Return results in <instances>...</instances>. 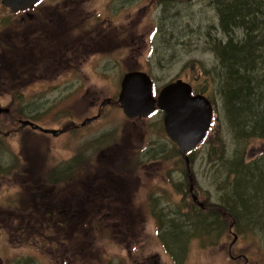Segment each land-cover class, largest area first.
Here are the masks:
<instances>
[{"label":"flooded vegetation","instance_id":"1","mask_svg":"<svg viewBox=\"0 0 264 264\" xmlns=\"http://www.w3.org/2000/svg\"><path fill=\"white\" fill-rule=\"evenodd\" d=\"M14 1L16 8L1 0V5L6 10V18L0 17V107L7 109L0 114V120H6L8 129L3 134L6 139L14 136L11 138L17 144V139L19 144L30 140L35 142L40 138L47 141L66 134L71 130L69 127L77 128L78 122L68 121L70 118L81 121L74 117L77 111L70 114L64 122L60 115V104L63 91L66 96L77 95L78 81L82 79L80 76L86 79V74L79 72L80 65H91L92 71L95 65L103 64L106 66V72L100 74L103 78L108 76L107 68L110 63L124 65L120 68L118 76L119 88L100 103V107L106 99V104L114 103L115 98L117 109L121 112L118 94L120 81L125 74L133 71L144 72L153 82L147 65L151 64L153 58L158 61L159 38L160 34L163 37L165 35V23L164 26L161 22L158 25L157 15L155 18L150 15L149 19L145 18L146 21L144 17L148 16L149 9L156 13L157 6L165 7L169 0H141L140 5L135 3L136 0H102L100 8L94 6L96 0ZM168 24L169 21L167 30ZM143 26H146L147 30L144 38L141 31ZM1 95H5L6 99ZM91 99H94V96ZM97 102L90 100L89 107L95 108ZM75 108L77 109V104ZM156 113H161L160 123L165 136L161 140L166 145L170 141L171 149L175 151V143L170 140L163 126L162 111L156 109L147 117H125L131 121L142 122ZM100 115L101 113L97 112L96 116L87 118L98 119ZM96 119L84 125L82 121L80 126L89 127ZM24 121L28 123L22 126ZM43 129L61 130V133L54 136ZM134 136L133 126L125 129L122 134V138L129 145L128 148H134L131 155L125 152L113 155L110 150L121 146L118 142H111L105 149L106 153L97 155L101 162H107L103 172L93 163L89 170L86 169L88 173L82 172V177L78 170L74 171L71 166L62 164L58 171H55L54 177L47 178L48 181H45V178L38 181L36 172L41 171L42 164L34 161L45 159H40L34 154H24L21 150L16 153L12 149L13 152H6L9 155L0 153V189H8L7 182L11 181L15 173L22 176L20 186L24 194L19 203L0 201V223L16 226L15 232L10 233V238H23L27 245L30 244L29 247L38 249L44 246V243L52 244L48 250L51 252L52 247L55 248L57 255H60L61 264H93V258L99 254H110L107 251L112 244L114 247L120 246L123 252L135 254L137 264H167L168 261V264H188L186 242L175 248V243L160 231L157 210L170 206H158L147 198L137 201L133 187L138 182L135 177L140 170L137 167H116L124 158H132L142 165L144 158L155 159L157 162L167 160L164 148L157 147L158 140L150 141L152 134L148 140L144 134L139 146L133 143ZM113 145L117 147L113 148ZM9 149L11 150L10 147ZM7 157H13L15 161L21 160L22 164L20 167L5 164ZM191 158L192 154L190 165ZM27 161H33V164L25 165ZM148 165L143 169L150 171ZM24 174L29 175V181L26 182ZM183 174L184 189L180 188L183 197L181 200L188 209L185 218L190 220L192 212L189 209L195 206L203 208L205 203L200 201L194 192L192 169L185 167ZM162 178L168 185H173L169 171L164 172ZM158 204L162 205V202ZM134 207L151 210V219L154 221L151 237L158 243L161 253H165L167 262L161 259L158 250L149 246L150 236L143 234L147 219L135 216L131 211ZM14 208L18 219L15 217ZM1 209L5 212H1ZM1 215L5 216L4 221L7 224L2 223ZM178 215L181 217L184 214ZM22 226L27 232H18ZM34 232H42V235L38 236ZM184 235L190 236L188 233ZM230 248L231 245L229 250ZM114 253L119 259L123 256L122 252ZM28 254L22 256L23 263L26 262ZM230 257L233 260L240 258ZM123 261L125 257L122 258L121 262ZM2 263L0 259V264Z\"/></svg>","mask_w":264,"mask_h":264},{"label":"rangeland","instance_id":"2","mask_svg":"<svg viewBox=\"0 0 264 264\" xmlns=\"http://www.w3.org/2000/svg\"><path fill=\"white\" fill-rule=\"evenodd\" d=\"M136 1V4H141V0ZM142 2H145V0H142ZM101 4L102 0H96L94 6L100 8ZM164 6H157V14L149 9L147 11L148 16L145 15L144 17L146 21V19L151 17L150 15L153 18L157 15L158 25L159 22L163 26L165 23V35L163 37L160 34L159 38V62L156 58H153L151 64L147 65L148 72L154 79V91L157 93L158 89L166 83L180 78L191 83L197 89V92L203 93L211 100L215 117L213 128L211 129L212 132L207 136L205 143L196 147L191 158L190 168L193 174L194 192L205 205L203 208L195 206L189 209L192 212L190 220L185 218L188 209L185 208L181 200L183 197H181L180 192L181 187L184 189V162L179 152H177L178 147L176 144L175 151H173L170 141L166 145L161 140V138L165 137L160 123L161 113H156L140 122L128 120L121 110L117 109L115 98L113 99L114 103L103 104L100 107V103L106 97L113 95L115 90L119 88L118 76L120 68L124 67L123 64L117 66L110 63V67L107 68L108 76L106 78L100 75L102 72H106V66L103 64L95 65V69L92 67V71L91 65L79 66V72L86 74V79L80 76L82 79L78 81L79 90L77 95L66 96L65 92H62L60 115L65 122L70 114L77 111L74 113V117L79 118L81 121L70 118L68 120L69 123L70 120L78 122L77 128L72 129L69 127L71 130L64 135L47 141L40 138L35 142L30 140L22 144H19V139L15 137L18 141L17 144L11 138L14 136H10L8 139L3 136L8 128H6V120L1 119L0 153L4 152L9 155L7 153L13 152L12 149L16 153L21 150L24 154H34L40 159H45L34 161L42 164L41 171L36 172L38 181H43L44 178L45 181H48L47 178L54 177L55 171H58L62 164H67V167L71 166L74 171L78 170L80 177H82V172L88 173V168H91L93 163L103 172V167H107V162H101L100 159H97V155L101 152L106 153L105 149L111 142H118L119 146H121L119 148L117 145H113V148L117 147L110 150L113 155L121 152L131 155L134 152V148H128L129 145L122 138V134L125 129L133 126L135 133L133 143L139 146L144 134L146 135V140L152 134L150 141L157 142L158 140L157 147L164 148V156L167 160L157 162L155 159L144 158L142 165L132 158H124L121 159L120 164H117L116 167H137L140 170L135 177L138 182L133 187L137 201L140 198L142 200L147 198L150 202L157 203L156 205L158 206H170V208L167 207L166 209L156 208L159 209L156 215L160 223V231L165 233L175 243V248L180 247L182 242H186L187 263L264 264V137L256 134L255 136H248L249 132L246 130L245 138L239 140L236 135L238 130L236 123L234 124V122L224 118L226 112L221 98L220 63L213 54V48L216 44L224 43L226 36L220 30L215 5L210 0H196L194 2L186 0H171L170 2L169 0ZM0 17L6 18V10L2 7L1 0ZM167 21H169V35ZM141 31L144 38L147 32L146 26H143ZM170 33H172L171 36ZM234 35L238 38L240 32L235 31ZM132 67L134 66L132 65ZM42 88L39 87V89ZM1 96L6 99L5 95ZM88 96L91 98L94 96V99H89ZM90 100L98 101L95 108L89 107ZM76 104L77 109L75 108ZM97 112L101 113L100 117L92 122L89 127L80 126L84 118L96 116ZM133 122L135 124H131ZM166 139L168 140V138ZM212 146H218L216 148L218 150L209 154ZM234 150L243 153L245 163L250 164L256 161L260 165V188H258L257 183V172L251 169H246L244 172H250V175L246 178L253 181L252 183L257 185L256 188L253 185H251V188L247 187L243 176L239 178L240 183L235 181L234 173H231L228 178V170L226 171L224 166L226 167L229 162L234 161ZM257 158L258 160H256ZM5 164L20 167L22 161H15L13 157H7ZM31 164H33V161L25 163V165ZM148 164H151V166ZM145 165H148L147 168L151 170L146 171L143 169ZM168 171L172 175V186L168 185L162 178L164 172L167 173ZM24 176L26 182L29 181V175L24 174ZM10 180L7 182L9 184L8 189H5V187L0 189V201L18 204L24 194L20 186L22 176L15 173ZM224 186L227 189H224ZM186 190H188V187ZM238 190L243 195L245 206H249L256 211L254 218H257L259 222L254 224V228H251L255 233H247L234 219H228L226 227L220 225L219 218L215 216L221 213L222 217H226L225 206L228 200L233 201L236 199L235 194ZM10 197L12 199L9 200ZM239 197L241 196L239 195ZM257 197L258 199H255ZM248 199L250 202L247 201ZM159 202H162V205L158 204ZM1 210V212H5L4 209ZM13 211L16 214V219H18L16 209L14 208ZM131 211L135 216L147 219L143 234L150 236L148 240L149 246L154 250H158L161 254V259L167 262L165 253H161L158 243L151 237L154 228L151 210L144 207L139 209L134 207ZM176 213H183L184 215L178 217L179 215ZM1 217L3 218V222H1L6 223L4 221L5 216L1 215ZM248 217L243 218L240 223L242 225L245 223L253 224L250 220V215ZM14 227L16 226L10 223L7 226L0 223V259L3 262L2 264H61L60 255H57L55 248L52 247L51 252L48 250L50 246H53L52 244L44 243V246L40 247L39 251L34 246L29 247L30 244L27 245V241L23 238H10V233L15 232ZM23 227L18 230L19 233L27 232ZM34 233L38 236L42 235V232ZM184 233H188L190 236L184 235ZM47 238L49 239V237ZM230 245L231 248L229 250ZM114 252H122L123 256L119 259ZM27 253H29L28 258L23 263L24 257L22 256H27ZM107 253L110 254H99L93 258L95 261L93 264H124V262H126L125 264H137L135 261L136 255L130 254L129 251L123 252L120 246L114 247L113 244L110 245ZM15 255H20L21 257L16 258ZM230 256H240V258L233 260ZM123 257H125V261L121 262ZM91 259H89V262H91ZM162 260L161 262L163 263Z\"/></svg>","mask_w":264,"mask_h":264},{"label":"trees","instance_id":"3","mask_svg":"<svg viewBox=\"0 0 264 264\" xmlns=\"http://www.w3.org/2000/svg\"><path fill=\"white\" fill-rule=\"evenodd\" d=\"M210 1L215 5L220 30L226 36L224 43L216 44L213 48V54L220 63L221 98L226 112L224 118L236 123L239 140L245 138L246 130L249 132L248 136L256 134L264 137V0ZM235 31L240 32L238 38L234 35ZM194 90L197 93L195 87ZM216 148L218 146H212L209 154L217 151ZM244 158L242 152L234 150V161L229 162L227 168L224 166L228 170V178L234 173L235 181L239 182V178L243 176L247 187L251 188L253 185L256 188L257 185L246 178L250 172H244L251 169L257 172L260 188V165L256 161L247 164ZM224 189L227 187L224 186ZM235 198L233 201L228 200L225 206L228 218L222 217L221 213L215 215L219 218V224L226 227L227 220L234 219L247 233H255L251 228L259 222L254 218L256 211L245 206L240 190L236 191ZM248 215L253 224L242 225L240 221L249 218Z\"/></svg>","mask_w":264,"mask_h":264},{"label":"water","instance_id":"4","mask_svg":"<svg viewBox=\"0 0 264 264\" xmlns=\"http://www.w3.org/2000/svg\"><path fill=\"white\" fill-rule=\"evenodd\" d=\"M3 2L16 8L14 0H3ZM107 102L106 99L103 104ZM118 102L123 114L128 118L146 117L155 109L161 110L164 113V129L178 147L179 155L185 167L189 169L188 152L205 138L213 117V105L205 95L193 94L188 82L176 79L162 86L154 97L150 77L144 72L133 71L125 74L121 79ZM6 111L7 109L0 107V114ZM94 119L96 117L86 118L82 124ZM26 123L28 122H22V126ZM43 131L54 136L61 133V130L43 129Z\"/></svg>","mask_w":264,"mask_h":264}]
</instances>
